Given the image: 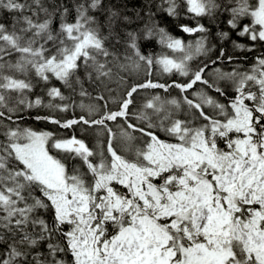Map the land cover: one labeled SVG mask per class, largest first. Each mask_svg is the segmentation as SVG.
I'll list each match as a JSON object with an SVG mask.
<instances>
[{
  "label": "snow or ice",
  "instance_id": "1",
  "mask_svg": "<svg viewBox=\"0 0 264 264\" xmlns=\"http://www.w3.org/2000/svg\"><path fill=\"white\" fill-rule=\"evenodd\" d=\"M102 7L0 0L13 17L0 22V264H264V53L247 68H211L224 49L210 56L199 23L226 15L253 42L236 47L253 51L264 43V0H159L168 16L197 21L180 26L196 38L146 23L126 34L122 54L96 19ZM153 39L167 52L143 53ZM53 80L95 103L75 104L47 87ZM40 83L47 101L30 98ZM40 107L50 114L37 120L73 134L22 126L21 113ZM77 128L92 130L95 146Z\"/></svg>",
  "mask_w": 264,
  "mask_h": 264
},
{
  "label": "trees",
  "instance_id": "2",
  "mask_svg": "<svg viewBox=\"0 0 264 264\" xmlns=\"http://www.w3.org/2000/svg\"><path fill=\"white\" fill-rule=\"evenodd\" d=\"M46 7L50 10L56 8L57 6L63 4L71 10L72 4L75 3V0H43ZM159 0H103V7L98 10L95 15L98 16L102 22L104 27V34L111 39V37L117 36L120 40V43H113L112 47L117 53H123L125 51V38L128 32L133 31H141L144 25L151 24L153 22L159 24V26L165 28L170 34L176 36L178 38H182L183 40L193 41L196 37L184 33L180 26L183 24L189 26H195L196 20L191 16L184 14L181 12L179 17H170L166 13L160 11L156 5ZM111 12L117 13V18L112 25H109V14ZM155 13L153 20L149 19L148 13ZM70 14H74L71 13ZM8 13L0 12V22L5 24H10L13 21L12 15L9 18ZM124 17L128 19L125 20ZM228 17L226 15H221L216 20H211L207 17L201 18L199 23L204 24L207 28L210 29L208 34V39L210 45L213 47V51L210 53V56L214 59L220 52V49H224L225 57L224 60L218 63L217 65L210 66L211 68L220 67L223 70L227 71L234 67H243L247 68L254 63L255 57L264 53V43L256 42L255 49L253 51L241 50L236 47V44H242L247 47H252L253 42L250 41L246 36H239L238 30L231 29L227 24ZM59 22V16L56 17L53 27L55 28ZM247 20H244L243 23H247ZM227 32L228 37L226 39L222 38L218 35V33ZM235 42V43H233ZM141 51L145 54H150L154 56H159L162 53L167 52L166 49L162 48V46L155 40H146L141 42ZM129 54H131L129 52ZM170 54V53H168ZM228 56H233L235 59L232 63L227 61ZM194 64L198 65L199 61L194 62ZM143 78V72L141 71L140 75L136 77V79ZM153 78L163 80H171V79H179L183 80L182 77L176 76H167L162 75L159 71L153 72ZM81 83L83 87L89 92L94 93L97 89L94 88L91 84L87 82V76L81 75L80 77ZM59 87L64 94L71 99L72 102L79 105L80 103L84 104H93L95 100L91 98V96H80V85L74 84L72 89L64 87L59 81L53 80L50 85L47 87ZM47 88L43 83L38 84L34 92L30 94V98L34 99L35 96L44 97L45 101H47L46 97ZM117 92L121 91V89H117ZM159 91V90H158ZM173 96L177 95L176 90H170ZM161 95H165L163 92ZM144 95H148L145 93ZM67 102V101H65ZM138 103H143L142 98H138ZM50 114V110L47 108H33V109H25L21 115L23 116V120L20 121L22 126L30 127L32 129L38 131H53L62 136H68L73 134L72 130H64L60 129L57 126L49 123L44 119L37 120L36 116H46ZM59 118L67 119L72 118V111L63 113V112H55L52 113ZM81 109L79 107L75 110V115H80ZM75 134L81 136L89 142L90 146H95L97 138L92 132L89 130L87 133H82L79 128L75 129Z\"/></svg>",
  "mask_w": 264,
  "mask_h": 264
},
{
  "label": "rangeland",
  "instance_id": "3",
  "mask_svg": "<svg viewBox=\"0 0 264 264\" xmlns=\"http://www.w3.org/2000/svg\"><path fill=\"white\" fill-rule=\"evenodd\" d=\"M9 18H10V15H9ZM96 19H97L98 23L102 25V22H101V20H100V18H99L98 16H96ZM102 26H103V25H102ZM103 28H104V27H103Z\"/></svg>",
  "mask_w": 264,
  "mask_h": 264
}]
</instances>
